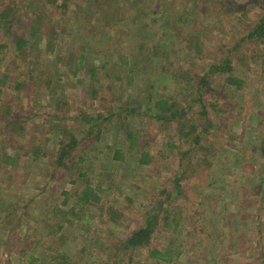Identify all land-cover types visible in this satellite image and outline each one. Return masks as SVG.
Wrapping results in <instances>:
<instances>
[{
  "label": "rangeland",
  "instance_id": "obj_1",
  "mask_svg": "<svg viewBox=\"0 0 264 264\" xmlns=\"http://www.w3.org/2000/svg\"><path fill=\"white\" fill-rule=\"evenodd\" d=\"M49 1L51 0H42L41 6H43L45 12L47 11V17L50 18L52 25L59 22L61 27L64 26L65 34L58 43L62 44L64 48L68 47L73 54H77L80 47L90 49L93 46L91 38L83 40L84 36L79 35L78 29L82 25L99 28V32L102 31V27H106L107 32L113 35L112 30L114 28H116V34L119 30L116 26L122 27L121 30L125 31L132 20L140 19L142 26L150 19L158 20L155 16L151 18L148 13L143 12L145 9L143 5L146 3L132 9L123 7L124 16H122V19L117 20L119 15L116 14H120V12L116 8L110 7L116 2L107 3L106 5L103 0H71V3L66 7V11L62 12L57 11V8L55 9L57 5L51 7ZM146 1L153 2L155 0H144L143 2ZM168 1L170 6L168 5V9H166L167 15L158 16L161 18L160 24L158 21L155 25L144 26L146 30H150L148 32V36L152 37L150 45L157 46V52L151 54L155 66L163 65V68L157 69L149 68L142 63L144 70L151 75L152 84L160 85L158 87L160 92L158 90L153 91L156 93L154 97L158 95L165 96L180 102L187 94L189 95L191 88L187 81L174 78L178 66L181 67L186 64L196 72H203L209 65L219 63L221 54L218 46L223 44L232 50L230 55L232 75L245 82L244 89L239 90L237 95L231 96L226 89L222 88L223 81L221 79L216 80L207 100L208 102L209 100H219V104L223 106V111L226 108L227 111L219 118L211 113L213 124L218 125L220 128L219 133L215 138L211 136L200 142L199 154L197 153L194 156V153H192L184 161H181V154L191 147L181 141L176 150L175 158L165 161L159 160L154 165L145 167V174L144 172L138 174L134 171V162L128 161L130 157L119 167L112 165L110 161L112 150H110V147L113 145V137L115 136L112 135L109 145L103 143L97 149L98 151L92 150L93 152L87 151L83 154L82 170L84 172L88 171L93 182L95 181L94 184L98 181L105 189V196L102 197L101 205L98 207L103 206L105 208L111 202L113 207L123 213L126 227L133 230L141 226L146 217L145 212L151 208L150 204L157 201V194L161 190L167 189L171 193L174 192L172 181L176 174L182 172L184 167L183 172L186 176L181 181L183 192L172 203L169 202L165 205L166 210H168L165 215L169 216V219H175L179 222L178 227L169 224V229L166 232H157L154 235L155 238L153 237L150 242L151 248L162 247L165 245L168 236L177 234L183 240L181 244L180 239H178L179 245L183 248V257L186 258V261L181 264H264V183L259 182V179L264 182V158L259 153L260 148L264 146V143H261L264 125L261 128L257 127L262 120L264 124V93L261 87V82H264V74L262 73L260 60L262 59L260 57L262 55L261 50L264 51V46L258 48V51L254 44L250 42H244L238 48L236 42L240 39V34L243 33L244 28L250 31V28L257 24L261 17H264V0H230L229 4L223 5L225 9H221L223 13L220 12L218 7H211L210 11V5L202 6L198 4L197 6L196 4L194 6L189 3L186 4V0ZM28 2L29 0H22L21 3L20 0H11L9 5L18 10V12H15L16 15L21 12L24 20H27L25 17L28 12H26L25 6ZM129 5L132 4L128 3L127 6ZM190 6L192 8L196 7L195 10L189 11ZM82 10L85 11L84 14L81 12ZM95 12L98 13L95 14ZM185 12H188V14ZM184 13L187 16H184ZM109 14L111 16H108ZM177 17L189 20V24L186 25L181 22L177 25V28H174L172 22ZM73 20L76 22L74 28L70 24H75ZM241 25L242 27H240ZM136 28H138L137 24ZM192 32L196 33L193 37L190 36ZM196 38H199L204 45L203 57L195 59L197 64L193 61L191 55L190 59L189 54L186 53L188 51L184 49L186 42L192 41L195 43ZM37 41V45L43 48L44 42L41 38L38 37ZM117 43H120L119 40L114 45H109V49L105 48V50L111 54L114 52L124 54L134 47L132 35H130L129 41L124 38L118 46H116ZM34 50L28 49L26 55L12 60L14 48L9 41L3 52L6 55L4 56L6 60L2 62V68L0 67L3 73L9 72L5 71V66L8 62H11L12 66L16 68L14 75L18 81L28 75L36 76L38 70H40L39 66H44V63L38 64L43 57L40 51ZM170 54L174 55L175 60L178 61L177 64L173 63V67L168 68L165 62ZM185 58L186 61H183ZM190 63L195 64L192 66ZM46 66L45 72L36 77L37 83L30 81L27 88L21 93V98L17 97L20 95L19 91L13 89L12 91H6L7 95L5 97L10 104L14 103L15 112L25 114V111H27V113H34L35 115L29 114L31 119L24 124L25 132L23 134L18 137H14V134H8L13 137L12 141L4 140L8 136L6 134L2 137L4 122L0 119V144L2 143L0 152L6 146L8 147V156L18 155L22 158V155H25L24 153L28 152L29 149L33 150V148L38 147L40 151L39 159L47 161L48 155L51 156L56 148L54 134L57 126H71L69 128L74 130V135L80 138L83 131L86 130V126L84 128L81 120L74 121L72 117H77L79 113L93 116L102 111L100 107L105 102L95 101V103H92L88 100L82 85L71 84L69 81L68 84L74 87L72 89H69V86L61 88V90H64L65 103L64 106L56 109L57 105L49 102L46 99L48 97L43 95V92L47 89H43L40 83L43 78L48 76L55 80L60 72L55 71L56 63H46ZM200 67L204 70H201ZM133 71V73L127 74L128 77L135 75V78L133 77L131 81V86L124 85V82H116L112 88L110 87L112 94L108 92L110 89L107 91L103 88V92L108 96L104 100L107 101L111 95L115 100L121 96L122 100L121 93L124 96L129 94L132 99H136L138 102L144 100L147 96L146 91H148L146 87L148 85L146 83L148 75L145 72H139L137 67L133 68ZM11 96H14L13 101ZM4 104L3 101H0V106ZM120 106V103L115 102L112 108L117 111ZM141 106L142 108L146 107L143 101ZM28 109H30L29 112ZM0 112H2L1 109ZM54 114H57L55 120L52 119ZM187 116L189 120L194 119L195 125L200 124V121L196 118V113L187 114ZM65 117L69 119L67 120ZM44 119H47L48 123L42 125ZM156 125L151 124L143 138L149 144V152L153 157L162 147L171 143L174 138L172 127L163 130ZM140 126L136 124L130 127L134 131H138ZM10 144L14 147L9 146ZM1 154L0 161H3L4 157ZM187 162L191 165H186ZM27 164H31V160ZM3 167L2 164V167H0V201L4 203L3 207L15 203V201L17 202L15 195H21L25 200H28L33 194H36V197L28 205V209H32L36 219L28 212L29 217L27 215L24 219L27 225H23L22 228L27 234H33V219L36 221L41 220L43 217L40 216H42L43 211L45 213L46 207L61 202L62 198L57 202L53 200L54 191L52 195L50 192L51 188L54 190L53 184L44 191L39 189L40 187H34L35 183L40 186L44 185L40 175H36L37 168L28 170L21 163L13 171L8 167H5L4 171L2 170ZM47 169H49V166H47ZM145 169L143 168V170ZM131 173H136L137 176H131ZM7 175L10 177L9 185H7V178L4 179ZM142 178H149V180L141 185ZM135 185L139 186L140 191L134 189ZM257 186L261 187L263 195L254 189ZM115 192L117 196L121 194V199L114 197ZM122 195L130 198L132 196L133 199L131 198V202L127 201ZM89 212H91L92 218L93 215L98 213L95 209ZM19 214L20 207L15 212V216ZM53 215L56 220L51 215L50 217L56 222L55 224H58L59 214ZM87 218H90L89 214H86L85 220ZM39 225L41 230L46 229L42 226L43 223ZM73 226L71 233L69 232L68 241L61 240L60 236L62 235L60 233L41 241L39 234L34 232L32 237L34 242L47 243V245L45 244L46 248H44L34 243V254L31 249L25 247L26 252L30 251L29 254H33L30 257L27 256V258L21 257L25 250L24 246L23 248L19 247V240L10 237L6 241L0 233V264H55L62 257L61 254L64 256L62 261L66 264H89L92 261L96 264H110L109 259L115 255V250L113 251L112 248L115 242L107 237L101 243L100 238L103 236L101 226L96 224L94 233L95 238L99 239V244H96L94 239L90 238L85 244L81 243L80 236L83 239L82 230L87 227V224L83 223L82 227L80 222L76 221ZM162 235L163 237L160 238ZM52 243L57 245L54 250ZM48 246H52V248ZM120 258L122 259L121 264H128L127 256ZM132 258L133 264H159L148 258L146 250L135 252Z\"/></svg>",
  "mask_w": 264,
  "mask_h": 264
},
{
  "label": "trees",
  "instance_id": "obj_2",
  "mask_svg": "<svg viewBox=\"0 0 264 264\" xmlns=\"http://www.w3.org/2000/svg\"><path fill=\"white\" fill-rule=\"evenodd\" d=\"M103 1L106 5L107 3L112 4L113 2H116V4H112L110 7L116 8L120 12V14H116L112 10L114 14L119 15L117 20L122 19V16H124L123 7H130V9H132L133 7L146 3L143 5V7H145L143 12L148 13V16L151 18H154L155 16L158 20L150 19L149 22L144 24L145 27H148L150 24L155 25L158 21L160 24L161 18L159 17L167 15L166 9L170 6L168 0H155L153 2H143L144 0ZM229 1L230 0H186V4L189 3L194 6H196V4L197 6L198 4H201L202 6L210 5V11L211 7H218L220 12L223 13L221 9L225 10L223 5L229 4ZM9 2H11V0H2L0 2V67L3 65L2 62L6 60L4 57L6 55H4L3 52L4 49L7 48L9 41L10 45L14 48L12 60L17 59L19 56L26 55V50L28 49H37L41 52V56L43 57V59L39 60L38 64L44 63V66H39L40 70H38L36 76L32 77V75H28L20 81H18L14 75L16 68L12 66L11 62H8L5 66V71L9 72L4 74L1 69L2 67L0 68V101L5 103L0 106L2 111L0 112V119L4 122L2 125V137L8 134H14V137H18L23 134L25 132V128L23 127L24 124L31 119L29 114L34 115V113H27V111H25V114L15 112L14 103L10 104L5 97V95H7L6 91H12V89L19 91L20 95L17 97L21 98V93L27 88L30 81L37 83L36 77L45 72L44 69L47 67L46 63H56L55 71L57 73L60 72V75H57L55 80L51 79L49 76L43 78L42 81L40 80L41 87L47 89L43 92V95L48 97L46 99L49 102L57 105L56 109L64 106L65 103V96L63 95L64 90H61V88L69 86V89H72V87H74L73 85H69L68 81L71 84L82 85L87 94L88 100L92 103H95V101L101 103L105 102L101 104L102 106L100 108L102 111L100 113L97 112V114L93 116L79 113L77 117H72L74 121L78 119L81 120L83 127L86 126V130L83 131L80 138H77L74 135V130L69 128L71 126L68 127L63 125L55 128L56 132L54 136L56 139V148L51 156L48 155L47 161L39 159L38 155L40 154V151L38 147L33 148V150L29 149L28 152L24 153L25 155H22V158L18 155L8 156V147L6 146H4L3 151L0 152L4 157L3 161H0V167H2V164L4 165L2 170L5 171L4 168L8 167V169L13 171L20 163L28 170L37 168L38 172L36 175H40L41 181L43 182L42 184L44 185L40 186L38 183H35L34 187H40L39 189L44 191L46 188H50L49 186L53 184L54 190H52V188L50 190L51 195L54 191L53 200L57 202L62 198L61 202L46 207L45 213L43 211L42 216H40L43 217L41 220L36 221L33 219V234L34 232L36 234L38 233L42 241L49 236L60 233L62 235L60 236V238H62L61 240L64 239L65 241H68L72 228H74L73 225L78 221L82 227L83 223L85 225L87 224V227L82 230L83 239L82 236H80L81 243L85 244L90 238L94 239L96 244H99V239L94 236L95 227L96 224H98L103 229V236L100 238L101 243L104 242L107 237L115 242V244L113 243L112 245L113 251L115 250V255L109 259L110 264H117L119 261V264H121L122 259L120 257L123 256H127V262L128 264H131L133 262L132 255L135 252L142 250H146L148 258L155 263L181 264L182 262H185L186 258L183 257V248L179 245L178 239H180V237L177 236V234H171V236H168L165 245L160 248L155 249L150 246V242L157 232H166V230L169 229V224H172V226L176 228L178 227L179 222L175 219H169V216L165 215L168 211L166 210L165 205L176 200L178 195L181 196L183 192L181 181L183 177L186 176L183 172L184 167L182 172H180L181 174H176V177L172 181V190H174V192L171 193L167 189L161 190L157 194V201L150 204L151 208L145 212L146 217L141 226L130 230V228L126 227V224L124 223L125 220L123 213L113 207L111 202H109L110 205H107L105 208L103 206L98 207L101 205L100 201L102 197L105 196V189L98 181L94 184L95 181L93 182L88 171L84 172V170H82L81 163L83 162V154L85 152H93L92 150H97L103 145V143L109 145L110 137L112 135H115L113 137V145L110 147V150H112L110 156L112 165L119 167L120 164L130 157V160L128 161L134 162V171L138 174L140 172H144L145 174V167H150L159 160L165 161L167 159L175 158L176 150L181 141L191 146L188 151L181 154V161H184V159L192 153H194V156L197 155V153L199 154L198 147L200 142L211 136L215 138L219 133L220 128L218 125L213 124L214 122L211 113L219 118L220 115L227 111V108L223 111V106L219 104V100H209V102L207 100L216 80L221 79L223 81L221 84L222 88L226 89L227 93L231 96L237 95L239 90H243L245 87V82L243 80L232 75L233 69L231 67L230 57L232 50L224 44L218 46L221 54L219 63L212 64L211 66L209 65V67L203 72H196L190 66H186V64L181 67L178 66L174 78L187 81L191 88L189 95L187 94L180 102L176 99L172 100L166 98L165 96L158 95L154 97V94L156 93L153 91L158 90L160 92L158 89L160 85L152 84L151 75L144 70L142 63L149 68L157 69L163 68V65L158 67L155 66L151 54L157 52V46L150 45L152 38L148 36L150 30H146L144 26H142L140 19L132 20L125 31L121 30L122 27L119 28L116 26L119 30H117L116 34V28H114L112 30L113 35L107 32L106 27H102V31L99 32V28H93L90 25H82V27L78 29L79 35L81 37L84 36L82 38L83 40L91 38L93 40V46L90 49L80 47L78 53L73 54L68 47V49L64 48L62 44L58 43V41L62 40L66 30L64 26H60L61 24L59 22L52 25L51 20H49L50 18L47 17V11L45 12L43 6H41L42 0H29L28 4L25 6V9L27 10L26 12H28L25 17L27 20H24L21 12L16 15L15 12H18V10L13 9L9 5ZM21 2L22 0H20V3ZM69 3H71V0L49 1L51 7L57 5L55 9L57 8V11L60 10L62 12L66 11V7ZM128 3H131L132 5L127 6ZM191 8L189 11L195 10L196 7ZM81 12L84 14L85 11L82 10ZM97 13L98 12H95V14ZM185 13L188 14V12ZM108 16H111V14ZM184 16L187 15L185 14ZM181 17H177V19L172 22L174 23V28H177V25L181 22L186 25L189 24V20H183ZM73 22L75 21L73 20ZM70 24L73 25L72 28L76 27V22L75 24ZM136 24L138 28H136ZM240 27H242V25ZM194 34L196 33L192 32L190 36L193 37ZM130 35H132L134 47L127 50L124 54H119V52L111 54L105 50V48L109 49L108 46L111 44L114 45L118 40L120 42L119 44L123 42L124 38L129 41ZM38 37L44 42L43 48L37 45ZM236 42L237 48L244 42L254 44L258 51V48H263L264 17H261L257 24L250 28V31H247L244 28L243 33L240 34V39ZM119 44L117 43L116 46ZM185 44L184 49L188 51L186 53L189 54V57L191 55L194 62L197 61L195 59L203 57L204 45L199 38L195 39V43L190 41ZM261 51L262 55L260 57L262 59L260 60L262 73L264 74V51ZM175 58L176 57L172 54L167 57L165 63L168 68H171V66L173 67V63L178 61L175 60ZM183 61H186V58L183 59ZM195 63L197 64V62ZM195 63H190V65L193 66ZM135 67H137L139 72H145L148 75L146 77V83L148 84L146 86L148 90L146 91L147 96L142 100L146 107L142 108V101L138 102L136 99H132V96H129V94L128 96H124L123 93H121L123 97L122 100L121 96L115 100L113 95H111L107 101L104 100L107 95L103 92V88L107 91L110 89L108 92L112 94L110 91L116 82H124V85L131 86V81L133 80V77L135 78V75L133 77H128L127 74L133 73V68ZM200 69L204 70L202 67H200ZM261 87L262 92L264 93V82H261ZM11 97V100L13 101L14 96ZM115 102L121 104L117 111H114L112 108ZM29 111L30 109H28V112ZM191 113H196V118L200 121L198 126L195 125L194 119H187L189 116H187V114ZM65 118L67 120L69 119L68 117ZM52 119H57V114H54ZM44 123H48L47 119L42 120L41 124L43 125ZM136 124L139 126L141 125L138 131H134L132 127H130ZM151 124H157L156 126L163 130L172 127L174 136L172 142L162 147L156 153L155 157L150 155L149 144L144 141L145 139L143 140L147 129ZM263 125L262 120L258 123L257 127L261 128ZM220 126H222V124H220ZM12 138V136L8 135L4 140L12 141ZM261 143H264V130L262 131ZM1 144L0 147L2 146ZM11 144L9 146L14 147ZM259 153L260 156L264 158V146L260 148ZM29 160H31V164H27ZM46 165L49 166V169H47ZM186 165L190 166L191 164L187 162ZM143 168L145 170H143ZM136 173H131V176H137ZM4 179L7 180V185H9L10 177L7 175ZM142 179L143 181L140 183L141 185L149 180V178ZM259 182L261 184L264 183L262 179H259ZM134 189L140 191L139 186L135 185ZM254 189L263 195L260 186L254 187ZM120 195L117 196L116 192L114 193V197L117 199H121ZM15 196L17 202L15 201V203L7 206L5 205L3 207L2 205L4 203H1L2 201H0V233L6 241L10 237L19 240V247L23 248L24 246L25 250L21 257L27 258V256L30 257L35 253L34 243H37L44 248H46L45 244L47 245V243L34 242V239L32 238L33 234H27V232H24L22 229L23 225H27V222L24 219L27 215L29 217L28 212L34 216V212L32 209H28V205L33 201L32 199L36 197V194H33L28 200H25L21 195ZM122 197L131 202L132 196L130 198L126 195H122ZM19 207L20 214L15 216V212ZM93 209L98 212L93 215L95 220H93L92 214L89 212ZM53 214H59V218L57 219L59 220L58 224H55L56 222L54 220L56 219ZM86 214H89L90 218L85 220ZM34 218L36 219V216H34ZM26 219L28 220V218ZM40 223H43L42 226L46 229L41 230ZM162 237L163 235L160 236V238ZM180 242L182 244L183 240L180 239ZM52 245L54 250L57 245L55 243H52ZM25 247L29 250L31 249L33 254H29L31 253L30 251L26 252L27 249H25ZM48 247L52 248V246ZM61 256L64 257L62 254ZM62 257L57 260V263L55 264H62ZM63 264H66V262ZM89 264L96 263L92 261Z\"/></svg>",
  "mask_w": 264,
  "mask_h": 264
}]
</instances>
